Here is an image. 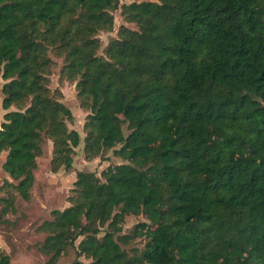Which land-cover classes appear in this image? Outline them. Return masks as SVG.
<instances>
[{
  "label": "trees",
  "instance_id": "trees-1",
  "mask_svg": "<svg viewBox=\"0 0 264 264\" xmlns=\"http://www.w3.org/2000/svg\"><path fill=\"white\" fill-rule=\"evenodd\" d=\"M118 9L136 27L99 54ZM51 49L89 112L86 157L125 162L77 174L37 228L47 264L71 248L90 260L71 264H264V0H0V154L25 200L46 138L53 172L81 144L49 87ZM129 215L146 218L134 236ZM137 236L141 250L123 247Z\"/></svg>",
  "mask_w": 264,
  "mask_h": 264
},
{
  "label": "rangeland",
  "instance_id": "rangeland-1",
  "mask_svg": "<svg viewBox=\"0 0 264 264\" xmlns=\"http://www.w3.org/2000/svg\"><path fill=\"white\" fill-rule=\"evenodd\" d=\"M115 23L110 31H101L98 37L101 40L99 54H103L105 47L111 39L118 36L119 28L126 25L135 28L136 25L128 22L122 14L121 9L114 11ZM49 56L53 60V66L49 74V87L53 91L61 92L60 100L70 109L73 118L67 121L69 129L77 130L81 135V144L76 148L73 155V167L69 170L61 168L57 172L51 170L52 159V141L46 138L43 154L38 157V168L36 169V183L32 189V197L29 201L19 199L17 190L10 185L5 184L6 179L3 177L2 163L5 160L6 152L0 154V196H7L15 201L13 211L7 214L2 211L0 204V251L11 256V264H47V259L32 252V246L38 247L42 243L46 234L38 232V226L45 220L51 218V211L54 209H64L70 205L69 197L73 194L74 182L80 171L95 172L98 177L104 180L102 173L109 165L120 164L125 162L123 158L114 153L115 149L108 150L100 157L88 159L84 150V139L86 132L84 129L88 111L81 107L77 96L76 83L62 73L64 58L51 49ZM1 84L4 80L0 77ZM4 94L0 87V122L4 121L6 110L2 107ZM17 105H13L9 110H18ZM143 215H129L122 225L123 235L134 236L135 226L145 221ZM80 237L76 244L78 245ZM4 241L7 247H2ZM144 237L137 236L130 240L129 243H122L123 247L130 252L144 247ZM79 259L84 262H90L84 256H78L77 250L71 248L69 252L62 256L57 264H71L74 260Z\"/></svg>",
  "mask_w": 264,
  "mask_h": 264
},
{
  "label": "crops",
  "instance_id": "crops-1",
  "mask_svg": "<svg viewBox=\"0 0 264 264\" xmlns=\"http://www.w3.org/2000/svg\"><path fill=\"white\" fill-rule=\"evenodd\" d=\"M3 122V121H2ZM2 122H0V128H1V124H2ZM3 164V163H2ZM2 169H3V167H2ZM35 172H36V170H35ZM34 172V173H35ZM3 177L7 180L6 181V183L5 184H7V185H10V186H13L14 188H15V186L13 185V184H16V182L12 179V177L6 172V171H4V169H3ZM35 183H36V176H35ZM35 183H34V185H35ZM34 187V186H33ZM33 189V188H32ZM18 192V191H17ZM19 193V192H18ZM20 195V194H19ZM31 197H32V190H31ZM0 198H2L4 201L3 202H0V204H2V206H3V208H2V211L4 212V208H7V212L6 213H4V214H7L10 210H12L13 211V208H14V205H16L15 204V201L12 203V204H10L8 207H6V201H7V199L9 198V197H7V196H0ZM19 199H23V200H25L21 195L18 197V200ZM31 199V198H30ZM29 199V200H30ZM29 200H26V201H29ZM43 233V232H42ZM46 237V236H45ZM45 239V238H44ZM2 247H7V243H6V241H4V244H2ZM32 252L33 253H36V254H38V255H40L41 257H43V259H47V256L46 255H44L43 253H41L36 247H34V246H32ZM12 259V258H11Z\"/></svg>",
  "mask_w": 264,
  "mask_h": 264
}]
</instances>
